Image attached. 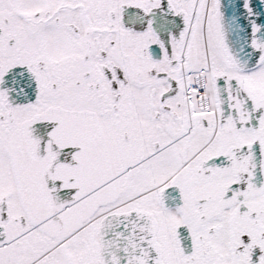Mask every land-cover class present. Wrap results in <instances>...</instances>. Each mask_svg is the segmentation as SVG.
Segmentation results:
<instances>
[{"label": "snow or ice", "instance_id": "1", "mask_svg": "<svg viewBox=\"0 0 264 264\" xmlns=\"http://www.w3.org/2000/svg\"><path fill=\"white\" fill-rule=\"evenodd\" d=\"M0 264H264V0H0Z\"/></svg>", "mask_w": 264, "mask_h": 264}]
</instances>
